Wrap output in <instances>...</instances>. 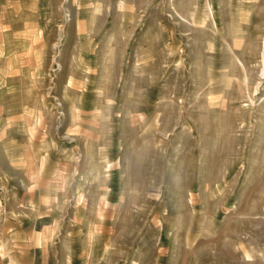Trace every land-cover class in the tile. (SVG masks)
I'll return each instance as SVG.
<instances>
[{"label":"rangeland","instance_id":"1","mask_svg":"<svg viewBox=\"0 0 264 264\" xmlns=\"http://www.w3.org/2000/svg\"><path fill=\"white\" fill-rule=\"evenodd\" d=\"M0 264H264V0H0Z\"/></svg>","mask_w":264,"mask_h":264},{"label":"bare ground","instance_id":"2","mask_svg":"<svg viewBox=\"0 0 264 264\" xmlns=\"http://www.w3.org/2000/svg\"><path fill=\"white\" fill-rule=\"evenodd\" d=\"M212 5V4H211ZM208 6H210V5H208ZM209 8V7H208ZM208 10H210V8L208 9ZM212 12H213V10H212ZM211 12V13H212ZM209 14H210V12H209ZM209 17H211L210 15H209ZM238 60H240V59H238ZM242 63V62H241ZM241 65H243V64H241ZM246 79H247V77H245Z\"/></svg>","mask_w":264,"mask_h":264}]
</instances>
